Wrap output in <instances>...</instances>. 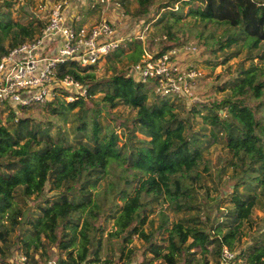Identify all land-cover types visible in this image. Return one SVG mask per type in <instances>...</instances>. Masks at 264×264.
I'll return each mask as SVG.
<instances>
[{"label":"trees","instance_id":"16d2710c","mask_svg":"<svg viewBox=\"0 0 264 264\" xmlns=\"http://www.w3.org/2000/svg\"><path fill=\"white\" fill-rule=\"evenodd\" d=\"M135 1L138 11L150 7L157 15L152 24L164 39L157 52L184 45L190 28L177 25L184 16L223 26L219 35L204 33V25L194 34L208 54L228 50L239 41L248 49L264 48V0ZM3 3L9 4L0 0V54L31 40L38 30L31 21H12ZM182 31L189 35L176 39ZM128 44L134 46L130 58L135 62L140 43ZM121 50L117 47L113 56ZM236 53L225 51L222 59L205 61L222 63ZM255 56L260 64H239L235 76L216 87L229 93L195 103L155 95L128 73L96 77V64H57V76L71 75L84 93L65 100L68 91L60 90L44 103L9 108L5 123L0 122V264L10 256L12 264H130L136 257V264L153 258L165 264H207L208 252L218 264L224 248L232 252L233 260L263 264L264 244L259 238L249 240L250 251L234 249L241 225L250 220L252 208L264 195V51ZM148 94L153 95L150 101ZM119 103L133 108L134 114L120 117L111 111ZM29 107L45 114L34 117L26 113ZM195 114L209 125L206 139L192 127ZM100 116L110 121L101 123ZM204 141H217L224 151L208 171L213 194L198 168L203 162V170L208 169ZM225 165L232 171L222 186ZM124 167L148 174L138 180L124 174ZM227 194L230 204L221 206ZM145 196L166 202L181 215L169 222L158 211L155 229L146 232ZM110 219L112 226L104 237L107 246H102L104 223ZM155 230L165 231L164 243L156 240ZM134 234L142 245H128ZM108 247L116 257L106 255ZM194 247L201 258H195ZM146 252L150 259L146 260Z\"/></svg>","mask_w":264,"mask_h":264},{"label":"rangeland","instance_id":"374dc122","mask_svg":"<svg viewBox=\"0 0 264 264\" xmlns=\"http://www.w3.org/2000/svg\"><path fill=\"white\" fill-rule=\"evenodd\" d=\"M8 1V6H4L2 4L3 9H7L9 13V17L12 21H18L22 24H27L31 21V24L35 26L38 30L35 32L34 35L38 34L47 18L48 9L54 3L55 0H6ZM183 10H186V6L183 7ZM65 15L67 19H72L73 23L79 25H92L93 23L99 20H108L114 23L117 33L118 30L123 35L127 34V37L124 38L119 46L122 47L121 52L118 56H113V51L108 53L106 56H103L99 59L98 63H96V67L94 68L95 76L101 77L105 75H109L113 71L122 72V73H130L132 64L134 63L133 60L130 58L132 57L134 46L132 44H128L129 41L138 40L141 47V53L144 51H156L159 49V42L164 41L162 39V33L158 30L157 25H153V21L156 18V13H154L153 8L148 9V11L142 13L137 9V3L135 0H69L65 4L64 9ZM150 17V20L146 19ZM177 25H183L190 28V35L187 31L180 32L176 39L181 40L183 37H187L188 39L184 43V45H176L180 46H189L190 48H195L194 52L191 53V61L194 62L197 72L199 73L196 83L193 87L194 94L196 95L197 99H211L221 97L223 94L229 93V90H216V87L225 81L228 78L235 76L236 68L239 64L246 66L249 62L261 63V59L258 56H255L257 52L261 53L264 51V48H260L256 50L253 47L248 49L246 46L242 45L241 41L239 43H235L231 45L228 50H217L215 51L214 55L208 54L207 49H204L203 46H200L196 43V39L193 37L194 34H197L198 29L203 26V32H212L213 35H219L222 30L223 26L220 24H215L211 21L203 22L200 20H195L190 16H184L180 19ZM175 39V40H176ZM9 38H5L3 40V44L6 45ZM118 46V47H119ZM235 55L230 56L225 62L222 63H215L211 65L205 61V59H217L220 60L224 56L225 51H236ZM141 55V54H140ZM141 56H139L140 58ZM138 58V59H139ZM149 86V85H148ZM146 85V87L148 88ZM94 95H99L94 94ZM153 95L148 94L146 101H150ZM66 100V99H65ZM171 100V99H170ZM173 101L179 102V100L173 99ZM182 101V100H180ZM249 103H255V100L252 98H248ZM189 105V104H187ZM9 107H4L3 104H0V122L5 123V118L8 113ZM111 111H114L118 116H132L134 114V109L128 107L125 104H117L115 105ZM26 111H24L25 113ZM34 117H40L45 114V112L38 108V107H29L27 112ZM23 114V113H22ZM101 123H105L110 121V119L106 117L100 116ZM192 127L198 130L201 134V139L208 138V123L203 121L201 114H195L192 119ZM118 131V129L116 130ZM205 135V136H204ZM137 136H142L141 134L137 133ZM206 148L203 149L204 154L208 159V169L203 170V162L198 165L199 170L203 173L204 182L208 185V192L209 194L215 193V190L212 189L214 183L212 179L209 177L208 171H212L213 167L216 163V160L223 156L224 151L219 148V144L217 141L206 143ZM231 167L225 165L223 170V177H222V186H226L228 184L227 177L231 173ZM124 174L126 175H133L137 177V179H141L145 177L148 172L146 170L138 169L135 167H124L123 169ZM103 182V181H102ZM241 190L242 188L239 187ZM146 197V219L142 226L146 232L150 229H155L158 217L157 212L161 211L165 213L168 217V221L176 220L181 213L173 212L171 208H169L166 202H156L155 200H150L148 196ZM21 205V201L18 202ZM221 206H227L230 204L229 195L223 196L221 200ZM261 205H264V195L263 193L260 194L259 201L256 206H254L251 210L250 220L244 221L241 225L240 229L242 234L240 239L238 240L237 247L234 249L236 251L239 250L241 246L242 249L250 251L251 248L248 244L253 240L255 237L259 238V243L264 244V221L261 220V216L263 215V208ZM168 222V223H169ZM102 223H104L102 221ZM167 223V224H168ZM104 232L102 236V246H107L105 241V231L110 229L112 226V220H108L104 223ZM262 234V235H261ZM154 236L158 242L164 243L162 239L165 236L164 230H155ZM260 236V237H257ZM250 240V242H249ZM143 244V240L137 237L135 234L132 235L131 241L128 245H135L140 246ZM195 253V258L199 259L202 257V253L199 251L197 247L192 248ZM209 249V246H208ZM105 255L102 252V256ZM106 255L109 257H116L117 252L112 251L110 247L107 248ZM146 260L150 259V255L146 252ZM41 257H45L44 254L40 253ZM53 256L51 253L50 257ZM207 259V264H214L213 256L210 252L204 255ZM50 260V258H48ZM136 258L130 264H136ZM4 264H12L11 256L4 260ZM44 261V259H42ZM46 263V261H44ZM48 264V263H46ZM115 264V263H112ZM117 264H121L118 263ZM141 264H165L158 258L150 259L149 261H145ZM178 264H185L181 261Z\"/></svg>","mask_w":264,"mask_h":264},{"label":"built area","instance_id":"2783aa9c","mask_svg":"<svg viewBox=\"0 0 264 264\" xmlns=\"http://www.w3.org/2000/svg\"><path fill=\"white\" fill-rule=\"evenodd\" d=\"M69 0H55L49 7L40 32L31 40L22 41L0 54V104L9 108L30 103H44L67 90L83 94L84 88L71 75L57 76L56 66L72 62L78 66L98 63L116 49L124 38L114 23L99 20L92 25H79L67 19L64 9ZM195 48L173 46L164 51H144L128 73L144 82L153 94L173 100L195 103L193 87L199 73L191 53ZM20 260H24L22 255ZM218 264H243L232 259V252L223 249ZM264 264V263H263Z\"/></svg>","mask_w":264,"mask_h":264}]
</instances>
